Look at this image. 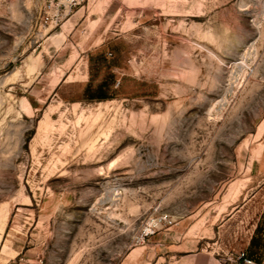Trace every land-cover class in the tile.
Returning a JSON list of instances; mask_svg holds the SVG:
<instances>
[{
  "label": "rangeland",
  "instance_id": "374dc122",
  "mask_svg": "<svg viewBox=\"0 0 264 264\" xmlns=\"http://www.w3.org/2000/svg\"><path fill=\"white\" fill-rule=\"evenodd\" d=\"M77 1L0 0V264L262 263L264 0Z\"/></svg>",
  "mask_w": 264,
  "mask_h": 264
},
{
  "label": "crops",
  "instance_id": "0c3cea01",
  "mask_svg": "<svg viewBox=\"0 0 264 264\" xmlns=\"http://www.w3.org/2000/svg\"><path fill=\"white\" fill-rule=\"evenodd\" d=\"M87 75L88 74L86 72L85 73V77L86 78H85V80H83V82H86L87 81ZM108 83L106 82V84H108ZM105 91H106L105 89H100V90H97L96 92H92L93 94L91 93V94H89V96H85L84 98L87 99V100H94V101H102V100H110L111 101V100H114V97L113 96H110V95H107L106 94L107 92H105ZM261 219H262V222L261 223L263 224V226H262V224H260ZM260 225L262 226V228H264V205H263V208H262V210H261V212L259 214V217L257 219L255 231H254L252 237L250 238V241L248 240L249 242L247 241V243H246L245 249L248 252L250 250L249 247L251 248L253 242L256 241L255 239L258 237V232H260L259 229L261 227ZM260 234H261V237L264 235V233L262 231H261ZM256 242L259 245L260 242L258 241V238H257V241ZM262 263H264V255H263V258H262Z\"/></svg>",
  "mask_w": 264,
  "mask_h": 264
},
{
  "label": "built area",
  "instance_id": "2783aa9c",
  "mask_svg": "<svg viewBox=\"0 0 264 264\" xmlns=\"http://www.w3.org/2000/svg\"><path fill=\"white\" fill-rule=\"evenodd\" d=\"M78 3L77 0H62V4L67 5V6H74ZM163 220L166 219V216H163L162 218ZM149 227V226H147ZM147 228H144L142 230V237H146L148 235L149 232H147ZM150 233H153V231H151ZM232 264H264V263H256L254 260H252L251 258L247 257L245 255L244 252H241L238 256L237 259L234 261V263Z\"/></svg>",
  "mask_w": 264,
  "mask_h": 264
},
{
  "label": "bare ground",
  "instance_id": "6f19581e",
  "mask_svg": "<svg viewBox=\"0 0 264 264\" xmlns=\"http://www.w3.org/2000/svg\"><path fill=\"white\" fill-rule=\"evenodd\" d=\"M33 72V71H32Z\"/></svg>",
  "mask_w": 264,
  "mask_h": 264
}]
</instances>
